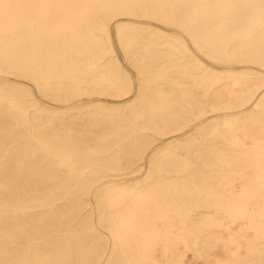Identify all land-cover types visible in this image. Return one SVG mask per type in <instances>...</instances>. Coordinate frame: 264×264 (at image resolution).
Masks as SVG:
<instances>
[{"label": "bare ground", "instance_id": "bare-ground-1", "mask_svg": "<svg viewBox=\"0 0 264 264\" xmlns=\"http://www.w3.org/2000/svg\"><path fill=\"white\" fill-rule=\"evenodd\" d=\"M112 27L141 75L143 101L90 108L129 115L119 123L110 117V130L100 136L114 137L115 146L132 137L123 144L138 160L144 130L165 137L198 121L192 136L168 138L132 183L121 150L70 142V134L40 126L32 110L48 109L8 77L31 81L53 99L107 95L110 88L117 97L129 95L133 83L120 71ZM253 64L264 67V0H0V107L29 137L13 150L3 147L0 158V264H191L189 250L206 264L217 247L226 259L212 264H264V72ZM102 70L108 83L98 78ZM92 83L113 87L94 91ZM200 98L212 100L211 108L201 107ZM210 110L223 114L204 124ZM33 150L49 161L38 174L43 186L7 172L11 158L30 159L36 175ZM85 195L102 204L98 224L110 239L101 249L103 238L88 227L100 241L72 262L69 249L86 245L83 223L76 233L69 226L59 234L47 222L60 201L78 220ZM37 206L45 214L35 223ZM9 246L22 251L23 263L5 251Z\"/></svg>", "mask_w": 264, "mask_h": 264}, {"label": "rangeland", "instance_id": "rangeland-1", "mask_svg": "<svg viewBox=\"0 0 264 264\" xmlns=\"http://www.w3.org/2000/svg\"><path fill=\"white\" fill-rule=\"evenodd\" d=\"M166 28L171 30L170 27H166ZM128 33H133V31H130ZM112 35L116 47V53L121 59L120 71L124 72L123 73L124 76L125 77L127 76L133 83V90L130 92L129 95L117 97L112 93L113 88H110L108 90L109 93L107 95L93 92L91 96H83L78 99L75 98H73L72 100H61L58 98L53 99L50 98L49 96L42 94L37 88V86L31 81L20 79L14 74H10L8 77L11 80V86L18 87L21 90H29L32 93V97L35 99L37 104L48 109V111L43 112L41 114L36 113L34 112V110H32V113H34V115L39 118L38 121L36 122L40 126L46 125L47 129L55 128L61 133L70 134L72 136L68 138L70 142L72 140H77L81 143L87 142L89 144H93L94 142L99 141L106 148L109 149L108 152H110L111 150L112 151L118 149L121 150L122 152L120 151V154L123 155L124 159L130 160L129 162L131 167L130 169L132 171L130 174H128V177L130 178L128 179L127 182L132 183L141 180L145 176L148 168L152 165L153 162H155L157 155H160L162 153V150L164 149L168 138L180 136L181 139H185L192 136L197 130L194 126L198 123V121H191V125L184 128L180 132H176L174 135L171 136L157 137L156 135H154L153 132L150 131L146 132L147 130H144V132L141 131L142 134L145 135L142 137V139L144 140V142L147 143L144 145L145 148L144 158L138 160L136 158V155L132 153L134 149L133 146H131L130 144H123L126 143L132 137H126V139L124 140L125 142H123L121 146H115L114 137L100 136L102 133L108 132L110 130V124H108L110 123L109 120L110 117L116 118L115 123H119L122 121L121 118L128 117L129 115L118 112L112 113L111 115H106L105 113L99 111L88 112L90 108L92 109L96 107H108V108L117 109V108L128 107L131 105H141L143 101L140 90L138 88L139 85L140 86L142 85L140 78L141 75L138 73L133 62L127 58V54H125L123 47L119 44L114 27H112ZM143 42L146 43L147 40L144 39ZM205 61L218 68L224 67L208 59H205ZM244 65L245 64H236L233 67L242 68L244 67ZM252 66L257 70L264 72V67L255 64H253ZM99 75L102 76L101 77H98L96 75L95 76L98 78H104L105 80L103 83H108L107 81L109 80L108 73H104V70H102L99 73ZM103 83H99V84L92 83V89L94 91L95 89L100 91L99 88L103 89L102 87H106V86L113 87L111 85H105ZM98 99L103 101V103H99ZM200 100L204 101L200 105L201 107L211 108L212 100H210L209 98H200ZM143 106L147 107L148 105L145 103ZM50 112H55V114L53 115ZM216 114H223V113L220 111L213 112L211 110L206 112V117H205L206 121H204L205 122L204 124L213 123L214 118L212 116ZM147 116L148 115H146L145 117ZM181 116L186 117L187 115L181 114ZM12 117L13 116L9 114V111L7 110L6 107L4 106L0 107V139L4 140L2 141L4 142V145L2 146V148H0V158L2 156L3 147L6 146V148L13 150L15 149L14 148L15 145L19 143L18 141H22L29 138V137L22 138L21 131L18 130L16 126V122ZM156 117L160 119L165 116L156 115ZM160 121L165 122V120L163 119H160ZM168 122L173 123V121L171 120ZM143 124H145V122L140 121V125ZM136 132H140V131H136ZM136 132H132V134ZM24 134H26V132H24ZM33 152H34L33 158L35 160L36 169H37V171L35 172L36 175L31 174L32 172L30 171L31 170L30 167L33 161L30 159L14 162V158L13 159L11 158L9 162L5 161L6 159L2 161L4 163L8 162L7 172L9 174H15V175L20 174V177L17 178L18 181L33 182L43 186V184L41 183L47 181L41 178L40 176H38V174L39 171L41 170L40 168H43L44 166L48 165L49 161L46 158H44L41 152H37L36 150H33ZM0 164H1V160H0ZM60 175L61 177H63L65 173L60 172ZM48 181L50 182V180ZM48 188L51 187L48 186ZM99 207L102 208V204L98 205L96 199L93 198L92 195H85L83 197V206L80 211V217L78 218V220H73L72 218H69L68 204L63 201L58 202V205L55 207L56 217H49L48 219L47 222V224L49 225L48 229L54 230L56 232L59 231L60 232L59 234H62V232L69 226L76 233L78 229L81 227V224L83 223L82 224L83 230L81 228V234H83L82 240L86 245H81L80 248H75L74 247L75 243H74L73 247L69 249L68 252L70 254V259H72V262L76 261L77 254L80 256L81 259L88 257L93 251L91 250L92 248L90 247L91 243L99 240V239L96 240L95 237H93L91 232H89L88 227L90 226L95 227L97 229V232L95 233L97 234L96 237H99L101 239L103 238V241L100 243L101 249L105 248V246L107 245L106 244L107 240L110 239V234L108 233V230L98 224ZM32 210H34L32 212L34 214L33 220L35 221V223H37L40 217L45 214V210H42L39 206L33 208ZM10 247L11 246L6 248L5 251L10 253L14 252V254H16V256L19 259L18 260L19 263H23L22 259L24 254L22 253V251L20 249L17 251L15 248H10ZM108 250H110V247L108 248ZM213 253L214 255L210 257L209 260L206 261V264L216 263L217 259L219 258H222L224 260L226 259L225 252H223V249H220V247L215 248L213 250ZM185 259L188 263L191 264H197L199 262L204 263V261H200V259L194 257V252L192 250H189L187 252Z\"/></svg>", "mask_w": 264, "mask_h": 264}]
</instances>
